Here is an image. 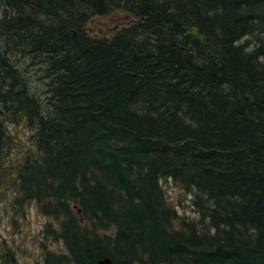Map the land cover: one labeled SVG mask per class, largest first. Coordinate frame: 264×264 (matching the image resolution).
Masks as SVG:
<instances>
[{"label":"trees","instance_id":"obj_1","mask_svg":"<svg viewBox=\"0 0 264 264\" xmlns=\"http://www.w3.org/2000/svg\"><path fill=\"white\" fill-rule=\"evenodd\" d=\"M0 6V204L49 219L42 264H264V0Z\"/></svg>","mask_w":264,"mask_h":264},{"label":"rangeland","instance_id":"obj_2","mask_svg":"<svg viewBox=\"0 0 264 264\" xmlns=\"http://www.w3.org/2000/svg\"><path fill=\"white\" fill-rule=\"evenodd\" d=\"M2 14L3 9L0 6V17ZM133 21L131 16L123 12H115L93 19L91 25L97 34L112 35L115 29L127 26ZM24 60L28 61L26 59L22 61ZM27 65H29L28 74L35 76L36 66L29 64V61ZM32 85L37 93L41 91L42 85L34 78H32ZM9 128L12 132L15 131L14 126H9ZM17 134L22 145L29 147V132L23 128L17 131ZM160 183L168 203L177 214L186 219H195L197 215L191 205L192 194L182 190L170 179L161 180ZM10 203V198H7L0 204V254L4 261L7 249L14 254L18 264H42L45 248L55 252L64 251L62 244L44 239L42 231L49 219L41 216L34 204L27 205L23 210H16L10 207Z\"/></svg>","mask_w":264,"mask_h":264},{"label":"water","instance_id":"obj_3","mask_svg":"<svg viewBox=\"0 0 264 264\" xmlns=\"http://www.w3.org/2000/svg\"><path fill=\"white\" fill-rule=\"evenodd\" d=\"M94 264H113L109 258H103L101 260H98Z\"/></svg>","mask_w":264,"mask_h":264}]
</instances>
